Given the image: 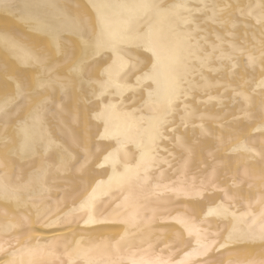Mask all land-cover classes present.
Here are the masks:
<instances>
[{"label": "bare ground", "instance_id": "1", "mask_svg": "<svg viewBox=\"0 0 264 264\" xmlns=\"http://www.w3.org/2000/svg\"><path fill=\"white\" fill-rule=\"evenodd\" d=\"M9 2L13 9L0 12V77L27 68L36 56L54 53L57 45L64 46L79 17L85 12L95 16V3L104 6L101 11L114 27L130 28L135 33L147 31L150 23L154 26L156 37L174 50L171 62L181 86L193 89L186 103L195 116L187 121L185 130L181 125L184 105L177 112L168 111L169 125L172 121L180 125L183 144L164 131L153 146L154 118L169 107L165 89L162 87L150 107L138 92L110 97L117 107L109 120L124 134L122 152L127 151L128 164L121 166L114 177L111 167L106 174L97 168L95 180L82 181L76 169H58L60 152L56 146L71 147L74 135L81 132L84 109L88 107L85 97H80L79 111L75 94L69 90L67 94L53 93V101L35 119L29 115L28 104L22 109L12 108L8 117L0 115V185L28 186L19 192V201L5 199L0 188V246L4 249L0 251V264H154L161 257L172 264L181 260L186 264H195L196 260L205 264H248L264 259V240L260 239L264 232V161L243 150L245 145L259 149L264 142V111L260 108L264 99V87L260 86L264 79L260 67L264 28L248 16L249 10L259 13L255 6L260 0H207L209 4L232 5L226 15L230 13L235 21V28L228 26L233 35L219 26L207 27L244 48L245 54H236L235 67L213 58L210 63L218 70L204 68L202 75L195 76L184 75L180 64L182 41L170 30L168 21L145 17L131 7L144 0ZM188 3L200 4L201 0ZM211 14L209 11L207 16ZM207 41L204 47L208 52L212 51L210 44L219 43L211 31ZM225 49L230 51L227 45ZM249 54L256 58L254 65L248 62ZM59 71L67 73L68 65ZM241 77L247 80L244 91L250 103L233 91L242 82ZM131 83H135L134 77ZM5 123L7 146L3 142ZM91 123L93 134L98 123L103 131L102 122L92 119ZM25 143L30 144L27 150ZM96 143L94 140L93 151ZM109 143L115 146L114 141H99L101 146ZM212 179L238 197L226 217L207 216L202 227L221 244L230 234L233 240L223 248L216 245L203 256L187 259L184 250L173 245L180 228L176 218L199 204V196L185 192ZM99 181L103 183L97 187ZM207 204L204 201V212L208 211ZM195 244L192 238V246Z\"/></svg>", "mask_w": 264, "mask_h": 264}, {"label": "snow or ice", "instance_id": "2", "mask_svg": "<svg viewBox=\"0 0 264 264\" xmlns=\"http://www.w3.org/2000/svg\"><path fill=\"white\" fill-rule=\"evenodd\" d=\"M13 7L9 0H0V12L8 13ZM102 7L104 6L92 4V8L96 10L95 16L85 12L79 17L70 29L67 43L64 46L57 45L54 53L36 56L27 68L18 70L13 75L5 73L3 77H0V115L4 117L9 116L12 108L22 109L25 104H28L31 105L29 115L35 119L41 110L53 101V93L56 91L67 94L71 90L75 94L77 111L80 109V97L87 99L88 107L84 109L82 130L74 135L72 146L67 148L63 145L56 146L57 151L60 152L58 169H76L82 181L95 180L98 175L97 168L104 170L106 174L107 167H111L114 177L119 173L121 166L127 167V151L122 152L125 144L124 134L109 120L110 114L117 107L113 100L109 99L110 97L123 96L125 91L138 92L145 106L150 107L162 87L165 89L169 107L163 115L154 118L153 146H155V140L160 138L164 131L171 132L177 143L183 144V136L179 132L180 125H176L175 121L169 125L168 111L177 112L180 105H184L185 115L181 116V125L185 130L188 128L187 121L195 116V112L190 111L186 103L193 89L181 86L171 62L174 50L166 47L156 37L154 26L150 23L147 31L135 33L130 28L114 27L101 11ZM131 7L142 11L145 17L152 19L163 17L168 21L170 30L182 41L183 54L180 57V64L183 66L185 76H195L197 73L202 75L204 68H208L209 71L218 70L210 63L213 58L227 61L235 67L236 54H245L244 48H238L230 40L223 39L215 32V28L209 30L207 27L208 24L219 26L224 28L228 35H233L228 31V26L235 28V21L230 13L226 15L227 9L232 7L230 4H209L207 0H201L200 4H190L188 0H173L172 3L164 4L159 0H144ZM255 7L259 8V13L249 10L248 16L253 17L256 23L264 28V0H260ZM209 11L212 13L211 16H207ZM209 31L215 34L216 40L219 41L209 45L211 52L204 47V44L208 42ZM198 35L200 39H196ZM194 39L196 43L192 42ZM5 43L7 46V41ZM260 44V67L261 73L264 74V39L260 41ZM225 45L230 51H226ZM133 49L135 52L132 51ZM217 53L219 55H216ZM248 62L254 65L256 58L249 54ZM63 65H68L67 73L59 71ZM29 72L31 75L28 74ZM133 77L134 84L131 83ZM241 81L233 88V91L245 102L250 103V98L244 91L247 80L241 77ZM260 86L264 87V79L261 80ZM144 93H147L146 99ZM260 108L264 111V99L260 101ZM90 113L93 114L91 118ZM92 119L103 123V131H100L98 123L95 125L96 132L93 134ZM165 125L169 126L165 127ZM77 126L81 127L79 119H77ZM7 128L8 125L5 123L3 134L5 146L9 142ZM201 130L204 131L202 125ZM94 140L97 141L95 151L92 150ZM105 140L114 141L115 146L111 143L101 146L99 141ZM23 147L27 150L30 144L25 143ZM243 150L259 155L264 161V142L259 149L245 145ZM261 178L264 179V172L261 173ZM102 183L103 181H99L97 187ZM235 183L234 180L233 184ZM27 187L25 185L10 188L9 185H0L5 199L14 197L17 201H19V192L27 190ZM95 191L96 188H93V193ZM185 194L199 196L200 201L183 216L176 218L180 228L176 230L173 245L177 249L182 248L185 257L190 259L205 255L216 245L223 248L231 242L233 240L231 234L225 238L223 244L213 240L207 235L202 225L206 222L207 216L215 214L226 217L238 194L228 187L221 186L215 179L206 184L202 183L199 188L194 187ZM204 201H208L207 212L203 211ZM217 201L219 203H216ZM192 238L196 240L195 246H192ZM260 239L264 240V232L261 233ZM189 248L191 251H188ZM0 251H4L2 246ZM8 264H14V262H8ZM154 264H172V262L161 257ZM179 264H186V261L181 260ZM195 264H205V261L196 260ZM248 264H264V259L258 262L249 261Z\"/></svg>", "mask_w": 264, "mask_h": 264}]
</instances>
